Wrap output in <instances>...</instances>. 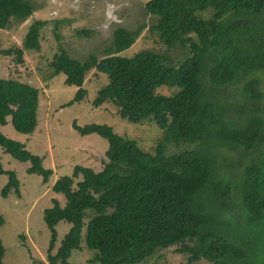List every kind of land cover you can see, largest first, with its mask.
Wrapping results in <instances>:
<instances>
[{"label":"trees","instance_id":"obj_1","mask_svg":"<svg viewBox=\"0 0 264 264\" xmlns=\"http://www.w3.org/2000/svg\"><path fill=\"white\" fill-rule=\"evenodd\" d=\"M38 8L33 0H0V29L26 22ZM145 10L156 19L150 30L160 47L123 56L143 26H118L102 58L80 61L61 48L50 62L54 75L78 87L76 102L87 95L91 70L107 74L93 104L111 102L133 123L154 119L163 137L150 152L108 124L73 123L109 147L102 169L76 165L52 185L66 204L54 199L44 211L52 231L48 260L73 264L87 221L86 245L101 264H141L171 247L189 264H264V0H148ZM54 20L58 27L61 19ZM48 21L34 19L22 43L4 53L23 64L26 52L41 49ZM162 86L169 94L158 91ZM38 107L37 87L0 77V147L29 161L27 171L47 183L53 170L1 131L11 117L15 130L33 133ZM182 143L189 144L168 152ZM0 174L9 177L3 196L20 195L16 173L0 163ZM61 221L72 226L53 255ZM4 255L0 238V264Z\"/></svg>","mask_w":264,"mask_h":264},{"label":"rangeland","instance_id":"obj_2","mask_svg":"<svg viewBox=\"0 0 264 264\" xmlns=\"http://www.w3.org/2000/svg\"><path fill=\"white\" fill-rule=\"evenodd\" d=\"M33 1L39 8L30 19L0 29V77L19 78L38 88L37 126L31 134L20 133L14 129L11 117H8L1 131L7 137L23 143L31 153L40 156L44 167L52 169L53 173L45 183L41 175L27 171L31 166L29 161L15 159L0 147L2 167L14 171L20 182V195L11 190L7 196H3L2 190L9 177L0 174V214L5 218L4 225L0 227V238L5 248L3 264H50L48 255L52 231L44 220V211L54 205V199L62 206L66 204L64 195L53 191L52 185L62 176H71L76 165L92 167L96 171L102 169L109 147L108 140L97 134L81 135L73 127L74 122L81 126L108 124L116 133L135 139L142 149L150 152L154 151L163 137V130L154 119L133 123L121 117L118 107L111 102H105L100 107L93 104L99 90L109 81L107 74L91 70L84 83L87 95L82 101L76 102L74 98L78 87L68 85L65 82L66 76L63 73L54 75L50 67L53 56L61 48L80 61L86 60L90 54L102 58L104 50L111 43L112 32L118 26L127 29L143 26L136 42L121 52V55L132 57L144 48L160 47L161 44L156 43V35L150 30L156 19L145 10L148 0ZM202 14L204 17L210 16V11ZM34 19L49 20L43 29L41 49L26 52L25 62L17 64L13 55L4 52L22 43ZM54 19H61L58 27H55L57 21ZM158 91L169 94L170 90L162 86ZM186 144L189 143H182L179 147L170 145L168 152H180ZM71 226L66 221L55 226L57 237L51 254L58 251ZM86 226L87 221L82 233L81 248L72 252L69 262L101 264L93 260L97 251L86 245ZM141 264L189 263L185 255L171 247L157 252ZM192 264L211 263L200 260Z\"/></svg>","mask_w":264,"mask_h":264}]
</instances>
